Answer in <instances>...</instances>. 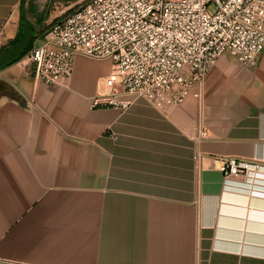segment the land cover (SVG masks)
Instances as JSON below:
<instances>
[{
  "label": "crops",
  "instance_id": "crops-1",
  "mask_svg": "<svg viewBox=\"0 0 264 264\" xmlns=\"http://www.w3.org/2000/svg\"><path fill=\"white\" fill-rule=\"evenodd\" d=\"M88 1L0 0V49L21 16L45 26ZM111 70L80 55L55 87L24 60L0 71V260L264 264V170L225 181L213 162L264 164V50L253 67L223 54L165 113L94 107Z\"/></svg>",
  "mask_w": 264,
  "mask_h": 264
},
{
  "label": "built area",
  "instance_id": "built-area-1",
  "mask_svg": "<svg viewBox=\"0 0 264 264\" xmlns=\"http://www.w3.org/2000/svg\"><path fill=\"white\" fill-rule=\"evenodd\" d=\"M263 50L264 0H89L55 24L24 61L37 81L55 87L71 77L77 56L109 59L106 90L94 107L125 109L142 98L165 113L183 105L193 89L200 96L223 54L253 67ZM205 136L200 129L199 137ZM204 157L195 155L198 171ZM213 162L225 181L264 170L251 159L220 156Z\"/></svg>",
  "mask_w": 264,
  "mask_h": 264
},
{
  "label": "trees",
  "instance_id": "trees-1",
  "mask_svg": "<svg viewBox=\"0 0 264 264\" xmlns=\"http://www.w3.org/2000/svg\"><path fill=\"white\" fill-rule=\"evenodd\" d=\"M58 22L60 21L54 20L49 25L44 26L43 19L40 18L37 23L38 26H33L26 20L24 15L21 16L15 39L0 49V63L5 62L4 66L0 67V71L24 60L35 45Z\"/></svg>",
  "mask_w": 264,
  "mask_h": 264
},
{
  "label": "rangeland",
  "instance_id": "rangeland-1",
  "mask_svg": "<svg viewBox=\"0 0 264 264\" xmlns=\"http://www.w3.org/2000/svg\"><path fill=\"white\" fill-rule=\"evenodd\" d=\"M45 11V9H43ZM210 10L214 11V7H210ZM54 20H48L47 23H52Z\"/></svg>",
  "mask_w": 264,
  "mask_h": 264
}]
</instances>
